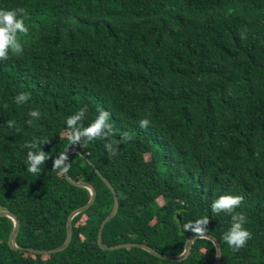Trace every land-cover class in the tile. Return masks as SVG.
<instances>
[{"label":"trees","instance_id":"trees-1","mask_svg":"<svg viewBox=\"0 0 264 264\" xmlns=\"http://www.w3.org/2000/svg\"><path fill=\"white\" fill-rule=\"evenodd\" d=\"M25 8L29 26L22 54L0 62V210L20 227L8 246L10 219L0 218V264H212L215 247L196 238L181 262L140 248L102 250V243L146 245L178 256L190 232L182 225L208 216L209 234L221 245L219 264H264V0H0V9ZM31 94L24 104L15 97ZM87 107L89 125L108 111L115 139H133L110 157L104 140L70 145L66 119ZM39 109L33 120L28 113ZM150 120L147 129L141 119ZM17 128L9 129L7 121ZM52 159L38 175L27 172L26 142ZM69 154L67 172L96 191L89 209L72 220L89 192L52 172L53 159ZM222 195L244 197L252 238L234 252L222 240L231 217L211 212Z\"/></svg>","mask_w":264,"mask_h":264},{"label":"clouds","instance_id":"clouds-1","mask_svg":"<svg viewBox=\"0 0 264 264\" xmlns=\"http://www.w3.org/2000/svg\"><path fill=\"white\" fill-rule=\"evenodd\" d=\"M28 19V12L25 8L18 7L15 9H0V62L9 59V53L15 55L22 54L23 46L20 41L21 35L26 36L29 32V26L26 24ZM31 98V94L21 92L15 97V102L19 104L26 103ZM88 111L87 107L80 108L77 112L70 115L66 119V138L70 145L86 146L88 143L95 140H104V148L110 157L117 156L119 152V145L127 143L133 139L128 132L122 133L121 139H115L116 130L114 124L110 122V113L104 109H98V115L87 126L84 125L85 114ZM32 118L27 121L29 126L32 125L33 120L40 118L41 113L39 109L32 110L28 113ZM150 125V120L147 118L141 119L139 126L147 129ZM7 126L9 129L17 128L15 121L8 120ZM50 141L46 138L33 139L31 142L24 144L25 148L30 149L27 152V172L32 175L41 173L45 162L52 159L50 153L42 150L41 145H46ZM67 152L59 153L52 162V172L57 175L66 174L71 162ZM244 197L236 195H222L214 199L210 205L211 212L219 215L224 213L231 217V226L224 232L222 240L234 252L246 246L247 242L252 238L251 233L246 229L247 222L246 215L237 212L236 209L242 204ZM210 223L209 217L204 216L197 220L184 223L181 227L185 232H190L197 238H204L208 232V225Z\"/></svg>","mask_w":264,"mask_h":264},{"label":"water","instance_id":"water-1","mask_svg":"<svg viewBox=\"0 0 264 264\" xmlns=\"http://www.w3.org/2000/svg\"><path fill=\"white\" fill-rule=\"evenodd\" d=\"M67 152V155L69 156V154L77 152L74 149H69ZM97 175L101 178V180L103 181V183L105 184V186L110 190L112 196H113V207L111 212L103 219V221L100 224L99 227V231H98V235H97V244L99 246L100 249L102 250H115V249H121V248H140L146 252H148L149 254L159 258V259H163V260H167L170 262H181L184 261V259L189 255L193 241L197 238L195 237L193 234H191L190 236H188L185 240L184 243V248H183V252L178 255V256H166V255H162L158 252H156L155 250H153L152 248L143 245V244H137V243H125V244H119V245H115V246H110L107 247L102 243V230L104 228V226L116 215L117 210H118V197L116 195L115 190L113 189V187L110 185V183L101 176V174L97 171L96 172ZM64 177L66 179V181H68L71 185L76 186V187H82L88 190L89 192V200L87 201V203L77 209H75L74 211H72L69 216L67 217V221H66V238L64 243L54 249L51 250H36V249H32V248H25L24 250L33 253V254H40V255H46V254H55L58 252L63 251L64 249L67 248V246L69 245L70 241H71V236H72V220L73 218L80 214L83 213L84 211H86L87 209L90 208V206L93 204L95 197H96V191L93 188V186H91L90 184L83 182V181H74L72 180L68 174H64ZM6 217L8 219L11 220L12 222V232L8 238V246L13 249V250H17V249H22L21 247H18L15 243L17 234L19 232V227H20V223L18 218L11 213L10 211H6V210H0V218ZM209 239L214 247H215V258L212 264H219L220 260H221V245L219 240L214 237L213 235L207 233L206 237Z\"/></svg>","mask_w":264,"mask_h":264}]
</instances>
